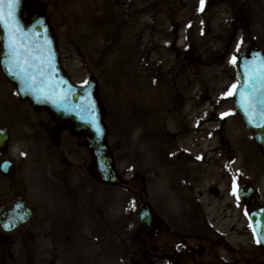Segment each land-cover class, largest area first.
Instances as JSON below:
<instances>
[{
  "label": "rangeland",
  "instance_id": "obj_1",
  "mask_svg": "<svg viewBox=\"0 0 264 264\" xmlns=\"http://www.w3.org/2000/svg\"><path fill=\"white\" fill-rule=\"evenodd\" d=\"M78 1L79 10L74 9L73 0H25L23 17L45 16L66 75L75 84L93 80L97 85L108 132L107 145L121 181L116 187L94 182V198L101 201L107 229L102 228L99 238L92 233L87 238V246H94L88 250L87 264H130L128 255L136 250V245L129 240V230L125 229L126 240L123 241V231L117 235L124 242V246L119 247L114 227L124 222L125 228L130 223L133 226L132 210L139 191L149 192L154 183L161 184L163 189H179L171 183L176 185L186 178L181 189L200 190L203 194L218 189V199L224 200L229 173L232 176L234 173L231 164L246 168L262 163L264 155L244 128L234 109L233 97L228 93L237 82L233 69L235 53L247 40L261 42L262 32L258 33L262 26L264 29V5L261 0L249 4L204 0L201 8V0H180L181 10L170 18L166 0H105L106 8L96 0ZM127 25H133L134 31L139 33L135 34L131 46L129 40L121 39ZM187 45L189 52L183 55L182 48ZM89 47L94 52L93 60ZM128 48L133 56L127 52ZM132 49L143 50L138 55ZM125 79L135 83L134 94L131 88H126ZM14 92L0 73V124L8 127L9 146L18 156L27 154L21 152L23 148L30 147L31 152L40 148L43 140L37 119H47L44 114H35ZM196 101H200L197 111ZM190 107L193 113L189 123L190 127L194 126L191 135L196 136L199 130L200 135H209L212 141L206 145L208 140L202 137L196 140L200 146L193 145V149L204 155L210 172L191 169L188 150L180 149L174 142L175 129L166 126L169 119L163 122L156 119L157 115L185 114ZM223 113L231 114L222 119ZM71 141L84 144L81 137ZM85 150L83 145L81 153ZM231 156L233 159L227 163ZM23 168L26 170L23 180L29 181L28 176L37 175L32 168L31 172H27L28 166ZM93 201L92 207L87 204L90 209L98 202ZM226 212L219 208L213 220L218 217L226 220ZM78 213L87 223H98L93 212L86 215L83 209H78ZM92 228L97 232L96 227ZM58 230L61 233L62 228ZM230 230L232 226H220L218 231L227 235ZM47 233L48 239L58 242L52 230ZM39 236L22 245L15 243L14 248L9 249L10 258L0 264H43ZM48 242L52 254H57L54 244Z\"/></svg>",
  "mask_w": 264,
  "mask_h": 264
},
{
  "label": "flooded vegetation",
  "instance_id": "obj_2",
  "mask_svg": "<svg viewBox=\"0 0 264 264\" xmlns=\"http://www.w3.org/2000/svg\"><path fill=\"white\" fill-rule=\"evenodd\" d=\"M252 1L233 0V3L249 4ZM260 3L264 5V0H261ZM260 33V43L254 42L252 39L247 40L245 46L235 53V57L237 58L243 49L249 48L257 50L264 60L263 26L258 35ZM188 50V45L183 47V55L188 54ZM236 65L235 62L233 64L235 76ZM236 83H233L232 86ZM33 112L44 114L47 120L37 119L41 131L39 136L43 140L40 143V148L37 151L35 149L34 152L30 151V147L23 148L21 152H27V154L21 156L15 167L14 179L17 182H22L25 186V203L34 214L36 206L29 197L28 181L22 179L25 160L33 159L38 162L41 172L50 178L53 183L50 184L51 187L63 194L61 202L63 207L66 211L73 213L62 223L68 230L66 241L69 240V235L75 231L77 220L81 218L78 208L87 204L93 205L95 199L98 202L91 210L98 221L96 236H101L102 228H107L103 221L105 213L101 208V201L99 198H94V182L97 184L100 182L94 172V159L91 151L83 142L71 141V139H77L80 136L74 134L69 123L60 125L45 111L36 110ZM83 145L86 149L84 154L81 153ZM10 150L8 145L7 157H12ZM261 161L262 163L248 165L246 168L232 165L234 173L233 176L229 173V187L223 191L224 200L218 199V189L216 191L208 190L206 195L200 190L181 189L184 187V182L187 181L186 178L181 179L176 185L171 183V186L179 187V189H163L161 184L154 183V188L149 192L139 191L133 209V226L130 223L128 228H125L124 225L114 230L119 247L124 246L125 229L129 230V240L136 245V250L128 255V261L131 264H264V253L250 237L248 212L243 204L235 200L232 194L234 184L237 189L246 185L256 192V207H264V158ZM228 168L231 167L228 166ZM239 173H241L240 177ZM14 202L13 181L0 175V209L11 208ZM145 203L148 206L146 208L150 210L151 217L148 225L137 220V217L143 215L141 211L139 214V207ZM219 208L227 211L226 220L221 217L213 220V215ZM146 219H148V215ZM40 224L42 229L39 238V245H42V249H39L41 262L43 264H58V259H61V256L52 254L49 242L48 244L46 242L50 241L54 244L57 251V243L61 242V239H58V242H52L50 237L48 239L46 227L52 224L49 222L38 223L36 215H33L26 224L19 226L11 233H6L0 228V249H2L0 250V262H6L10 258L9 249L15 243L20 242L22 245L30 239H34L35 230ZM220 226L227 228L232 226V230L227 235H221ZM85 227L81 228L82 232ZM122 231L123 241L117 236L119 233L122 234ZM230 233H234L237 237H230ZM116 251H118L117 247ZM84 257V255L80 256L81 264L88 262H83Z\"/></svg>",
  "mask_w": 264,
  "mask_h": 264
},
{
  "label": "water",
  "instance_id": "obj_3",
  "mask_svg": "<svg viewBox=\"0 0 264 264\" xmlns=\"http://www.w3.org/2000/svg\"><path fill=\"white\" fill-rule=\"evenodd\" d=\"M24 0H20L15 10V21L19 28L14 36H10L11 28L0 25V69L4 77L11 82L21 100H27L33 108L48 110L59 123L70 122L74 132L83 135L88 148L93 152L99 178L107 184H118V178L110 157V150L105 145L106 128L103 124L102 111L96 95V85L87 81L84 85H74L63 72L56 40L47 19L33 15L29 22L22 18ZM181 7L179 1L168 3V8L175 14ZM4 11L8 9L5 4ZM12 44L19 49V55L13 53ZM257 52V51H256ZM19 61V67L17 62ZM264 60L251 51H245L237 60V75L240 85L234 90L235 107L243 119L245 127L253 134L257 146L264 152V82L262 75H253L249 82V67L255 70L264 66ZM24 69L23 71L21 69ZM249 83L257 92L249 94ZM242 94V95H241ZM251 97V98H250ZM7 131L0 129V155L7 142ZM6 175L12 171L11 162H5ZM19 202L11 211L0 219L5 231H12L18 224L24 223L30 211L22 203V195L16 193ZM239 201L249 211V219L255 239L264 241V210H254V196L241 188ZM143 221V220H142ZM264 251V242L259 244Z\"/></svg>",
  "mask_w": 264,
  "mask_h": 264
},
{
  "label": "bare ground",
  "instance_id": "obj_4",
  "mask_svg": "<svg viewBox=\"0 0 264 264\" xmlns=\"http://www.w3.org/2000/svg\"><path fill=\"white\" fill-rule=\"evenodd\" d=\"M96 1L97 2L98 1L102 2V7L106 8L107 5L105 3V0H96ZM73 3L76 6L74 9H76L77 6L79 5V1L78 0H73ZM77 9L79 10V8H77ZM124 28H126V29H123L124 32H122L123 35L121 36V39H122L123 42L129 40L130 41V46H131L132 40L135 39L134 38L135 34L137 33V35H138L139 33L137 31L136 32L134 31L133 25H127V27H124ZM146 38H148V37H146ZM135 42L136 41H134V43ZM102 43L103 42L101 40V44ZM134 48H135V44H134ZM90 49H91V53H92V55H90V56H91V58L93 60L94 57H92V56H93L94 52H93L92 48H90ZM132 50H133V53L137 52L138 55H139V53L143 49H141L140 52L137 49H132ZM127 52L131 53V48H128ZM130 56H133L132 53H131ZM135 76H136V74L134 75V79H135ZM125 84L128 85L126 88H131L130 91H132L133 94H134L135 83L133 81L129 82L127 79H125ZM199 102L200 101H196V104L194 105L196 111L198 110V105L200 104ZM192 111H193V108L190 107L189 110L185 114H181L180 112H178L176 115H169V114L157 115L156 119H158L161 122L165 121L167 118L169 119V121H168L169 124L167 123L166 126L172 127V129L173 128L175 129V134L177 135V137L175 138L174 142L181 146L180 149H184V147H185L186 150H188V158L190 159V160H188V162L190 161V166L189 167L191 169H194V170H197V171H200V172L205 171V170L207 172H210V170L207 169V167H206L207 162L204 160L205 159L204 155L200 153V150L193 149V145L194 146H200V144L197 143L196 140H200V138H202V137H203V140H205V141L208 140L207 143H205L206 145L212 144V141L209 138V135L207 137V135L201 134L202 135L201 136L199 130L196 131V133H195L196 136L191 135V132H194V126L190 127V123H189V121L191 119V112ZM197 123H198V121H197ZM205 144H203V145H205ZM185 145H187V146H185ZM198 157H199V159H198Z\"/></svg>",
  "mask_w": 264,
  "mask_h": 264
},
{
  "label": "snow or ice",
  "instance_id": "obj_5",
  "mask_svg": "<svg viewBox=\"0 0 264 264\" xmlns=\"http://www.w3.org/2000/svg\"><path fill=\"white\" fill-rule=\"evenodd\" d=\"M20 0H0V25H3L5 27H10L13 24H16L15 21V10L19 6ZM7 6V13L4 11V6ZM204 0H201V8H203ZM19 28L18 24H16L15 28H11L10 30V36H14L17 33V29ZM13 48V53L19 55V49L15 44H12ZM236 57H233V63H235ZM17 66L19 67V61L17 62ZM22 71L24 70L23 68L21 69ZM264 79V76L261 77ZM237 86L234 84L232 86L233 89H235ZM229 95H232L233 93L230 91L228 93ZM242 95V94H241ZM231 113H223L221 118L223 119L224 116L230 115ZM262 119H264V113H261ZM199 159V157H198ZM234 196H237L239 198V190L235 187L234 184V191L232 193ZM247 214V213H246ZM256 235L255 230H254V236ZM264 241H262L258 236L256 238V243L260 244ZM179 247V246H178Z\"/></svg>",
  "mask_w": 264,
  "mask_h": 264
}]
</instances>
